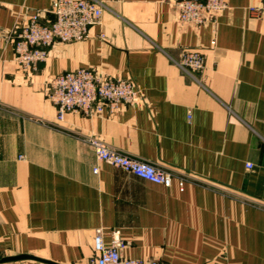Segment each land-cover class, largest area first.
<instances>
[{"label":"crops","instance_id":"0c3cea01","mask_svg":"<svg viewBox=\"0 0 264 264\" xmlns=\"http://www.w3.org/2000/svg\"><path fill=\"white\" fill-rule=\"evenodd\" d=\"M50 1L0 0V264H90L98 229L147 262L264 264V8L249 11L260 0H227L214 27L180 23L170 0H100L85 38L21 69L7 35L20 9L49 21ZM185 48L202 69L176 63ZM80 66L130 79L140 101L57 119L46 83ZM85 137L194 180L142 179L97 160Z\"/></svg>","mask_w":264,"mask_h":264},{"label":"built area","instance_id":"2783aa9c","mask_svg":"<svg viewBox=\"0 0 264 264\" xmlns=\"http://www.w3.org/2000/svg\"><path fill=\"white\" fill-rule=\"evenodd\" d=\"M170 2L177 11L180 23L196 27L206 23L214 27L217 16L228 7L227 0ZM103 6L100 0H51L48 12L52 18L49 21L42 20L38 10L20 9L7 35L13 43L17 66L34 70L39 62L46 60L54 43L85 38L89 27L100 21ZM263 8L264 0H260L250 6L249 11L259 15ZM176 63L184 70H200L204 66V55L199 49L185 48ZM46 97L55 106L57 119L62 120L70 111L91 115L101 113L104 108L114 111L122 105L134 106L140 101L141 93L130 79L107 75L99 67L80 66L53 75L46 83ZM84 140L93 147L97 160L120 167L142 179L166 187L175 180L180 190L186 182L194 180L184 171L133 157L99 139L85 137ZM246 166L250 168L252 163L247 162ZM97 170L95 166L94 171ZM128 244L129 241L123 239L117 229L111 231V240L106 244L98 229L93 238L94 255L90 264H161L125 256L123 249Z\"/></svg>","mask_w":264,"mask_h":264},{"label":"rangeland","instance_id":"374dc122","mask_svg":"<svg viewBox=\"0 0 264 264\" xmlns=\"http://www.w3.org/2000/svg\"><path fill=\"white\" fill-rule=\"evenodd\" d=\"M56 117H57V115H56Z\"/></svg>","mask_w":264,"mask_h":264}]
</instances>
